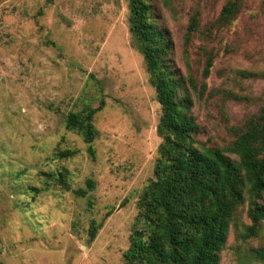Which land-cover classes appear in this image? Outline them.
<instances>
[{
    "label": "rangeland",
    "instance_id": "obj_1",
    "mask_svg": "<svg viewBox=\"0 0 264 264\" xmlns=\"http://www.w3.org/2000/svg\"><path fill=\"white\" fill-rule=\"evenodd\" d=\"M146 1L170 40L171 66L200 128L197 141L226 147L264 108V3ZM229 1H237V15L210 30ZM127 6L128 0H0V264H122L161 141L160 106L131 42ZM196 11L200 32L184 55ZM207 56L213 65L204 78ZM101 100L92 159L64 120ZM65 150L76 154L54 158ZM57 171L86 195L58 190L54 182L45 189L42 173ZM246 210L245 203L232 219L220 264H264L251 255L264 247V224L244 240L251 225Z\"/></svg>",
    "mask_w": 264,
    "mask_h": 264
},
{
    "label": "trees",
    "instance_id": "obj_2",
    "mask_svg": "<svg viewBox=\"0 0 264 264\" xmlns=\"http://www.w3.org/2000/svg\"><path fill=\"white\" fill-rule=\"evenodd\" d=\"M264 3V0H262ZM127 23L132 45L143 58L148 83L160 106L156 133L160 138L153 176L136 202L129 247L122 264H220L232 219L238 208L247 204L251 225L243 239L257 236L264 224V108L250 117L235 139L224 148H212L197 141L200 128L190 113L191 101L184 80L178 79L170 56V40L154 21L151 4L146 0H128ZM238 13L237 1L227 2L211 29L223 28ZM199 13L194 12L186 27L184 55L199 34ZM212 59L207 56L202 72L208 77ZM103 106L90 104L69 112L65 129L78 134L90 158L94 159L97 130L93 117ZM76 151H55L57 160L69 159ZM228 155H232L230 158ZM45 189L51 182L58 190L72 191L83 197L87 190H72L65 171L42 173ZM88 189L93 182L86 181ZM32 191L37 189L31 188ZM97 227L89 229L93 240ZM264 262V247L251 251Z\"/></svg>",
    "mask_w": 264,
    "mask_h": 264
}]
</instances>
